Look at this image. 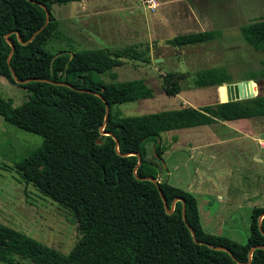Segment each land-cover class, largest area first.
<instances>
[{
	"label": "trees",
	"instance_id": "16d2710c",
	"mask_svg": "<svg viewBox=\"0 0 264 264\" xmlns=\"http://www.w3.org/2000/svg\"><path fill=\"white\" fill-rule=\"evenodd\" d=\"M32 1L43 4L49 18L27 41L45 20L44 9ZM76 1L80 0H0V76L30 98L39 96L49 102L48 109L42 110L26 100L13 106L0 96V116L5 122L41 138L17 162V171L40 194L67 209L77 230L73 245L61 253L0 222V262L13 263L17 256L30 264H264V206L250 209L244 240L207 232L200 223L195 196L167 182L160 157L164 132L264 117V94L124 115L118 105L150 97L152 91L143 79L117 80L113 68L126 59L147 62L148 49L139 50L137 45L46 49L58 37L51 6ZM238 28L247 44L264 52V17ZM219 34L217 29L189 32L167 43L197 44ZM17 35L27 42L19 43ZM6 38L13 44L11 52ZM260 68L258 76L264 77V58ZM11 72L16 80L29 81L16 83ZM101 74L109 80H101ZM246 79L256 76L242 80ZM165 82V94L179 92L176 80ZM193 82L196 87H217L232 81L224 68L207 67L195 72ZM104 101L108 104L105 121ZM135 153L140 157L138 164ZM142 177L158 182L170 212L164 209L156 185ZM179 198L196 241L181 218Z\"/></svg>",
	"mask_w": 264,
	"mask_h": 264
},
{
	"label": "rangeland",
	"instance_id": "374dc122",
	"mask_svg": "<svg viewBox=\"0 0 264 264\" xmlns=\"http://www.w3.org/2000/svg\"><path fill=\"white\" fill-rule=\"evenodd\" d=\"M119 1L101 0L99 4L104 6L102 10L105 13L101 17L84 20L79 18L78 8L71 7L70 3L53 4L50 12L57 23L58 37L51 39L45 48L54 51L69 45L77 50L71 42L75 36L72 29L79 25L73 20L75 18L82 21V26L99 30L93 33L97 43L94 47L137 45L141 50L147 45L146 40H142L146 34L142 32L148 30L142 21L143 15H150L151 12L138 0H124L133 9L130 14L125 7L127 5ZM200 1L201 6L224 17L219 36L208 42L182 46H173L161 38L157 46L152 44V48L148 49L147 62L126 59L122 65L113 68L117 80L143 79L152 91L150 97L118 105L124 115L158 112L186 105L200 107L218 102L219 97L225 100V86L217 90L214 86L194 85L195 72L207 67L224 68L232 81L230 83L256 76L252 80L251 91L255 95L264 94V77L258 76L264 52L247 44L238 28L241 24L264 17V0ZM136 4L138 7H135ZM96 19L99 22L95 23ZM235 22L238 25L233 26ZM127 27L137 32L132 35L136 34L135 38L141 42L133 41L126 34ZM175 29L167 34L173 37L180 33ZM98 77L103 81L109 80L106 74ZM167 79H174L179 84L177 94H165L163 86L168 84L165 82ZM0 96L10 99L13 106L26 100L42 110L49 107L46 99L34 95L30 98L24 89L2 76ZM232 123L218 122L164 132L161 134L163 150L160 157L166 169L164 175L167 182L195 196L202 227L207 232L225 234L240 241L248 234L250 209L264 206V148H260L258 143H264V117L244 119L238 126ZM40 142L39 135L14 127L0 116V222L66 253L76 240L74 218L67 209L40 194L17 171V162ZM150 146L151 142H148V155ZM13 257L10 264H30Z\"/></svg>",
	"mask_w": 264,
	"mask_h": 264
},
{
	"label": "crops",
	"instance_id": "0c3cea01",
	"mask_svg": "<svg viewBox=\"0 0 264 264\" xmlns=\"http://www.w3.org/2000/svg\"><path fill=\"white\" fill-rule=\"evenodd\" d=\"M100 1L101 0H80L76 2H70L69 5L71 7L78 8V11L80 12L79 18L83 17V20L85 18L94 19L101 17L100 15L105 13V10H102L104 6L102 4H99ZM158 1H160V4L158 6L157 3L155 11L151 12L150 15H143L142 21L148 27V30L142 32L146 34V36L142 40H146L145 42L147 45L145 46V48L147 49H151L152 44L153 46H157L156 44L160 41L159 39L161 38L163 39V41H167L168 39H170L171 37L167 33H172V28H176L175 31H180V33L178 34H184L189 32H198L214 29L220 30L221 26L224 25V21H222V18L224 17L222 15L219 16L218 13L211 12L212 10L209 8L201 6L200 0H157L156 2ZM119 2L121 4L127 5L125 6L126 9H128V12L130 14L132 13L133 9H131V6L128 5L127 1L120 0ZM138 2H140V5L143 6L140 0H138ZM135 7H138V4H136ZM73 20L75 22L78 21L79 25L76 24L75 29H72L75 34V39H71V42L73 43L72 47H76L75 49L77 50L86 48H96L94 47V45H97V43L94 42L93 33H98L99 30H94L92 29V27L85 25L82 26L83 24L81 25L80 23L82 22L81 20H76L75 18H73ZM74 21H72L73 24ZM94 21L96 23L98 20L96 19ZM228 24L229 23L227 22V25ZM233 24V26L238 25L237 22ZM83 27L90 28L91 30L85 29ZM80 29H85V31H81ZM135 32L136 31L131 27H127L126 29V34L130 35L133 41L141 42L139 38H135L137 32L134 36L132 35ZM160 60H162V58ZM243 120L244 119H236L229 121H220L219 123L228 124L230 122H235V125H240V122H243ZM235 130L237 131V129ZM258 143L260 148H264V143H261L260 141Z\"/></svg>",
	"mask_w": 264,
	"mask_h": 264
},
{
	"label": "water",
	"instance_id": "95a60500",
	"mask_svg": "<svg viewBox=\"0 0 264 264\" xmlns=\"http://www.w3.org/2000/svg\"><path fill=\"white\" fill-rule=\"evenodd\" d=\"M32 2H35V1H32ZM37 4H39L43 9H44V12H45V20L43 22V25L38 28L31 36L30 38L27 40H31L32 37L48 22V18H49V11L47 10V8L43 5V4H40L38 2H35ZM6 40L8 41L9 45H10V52L12 51L13 49V44L6 38ZM17 40L19 43H26V42H22L20 37L17 35ZM69 57H71V54H69ZM11 75L13 76L14 78V74L11 72ZM42 80H46V79H42ZM14 81L16 83H22V82H25V81H29V79H25V80H16L14 78ZM251 83H252V80L250 79H246V80H241V81H238V82H234V83H225V84H221V85H224L225 86V89H226V99L225 100H221V98L219 97L218 98V102H225V101H231V100H239V99H244V98H249V97H252L254 96L255 94L252 93L251 91ZM221 85H218L217 86V90L219 89L220 90V87ZM245 90V91H244ZM97 94V93H95ZM98 95V94H97ZM104 107H105V118H104V121L106 119V115H107V112H108V104L104 101ZM108 134V133H106ZM116 142V140H115ZM135 155L137 156V164L140 162V157L137 153H135ZM144 179H149L150 181H152L156 187H157V190H158V193L162 199V203H163V206H164V209L166 210V201L158 187V182L153 179L152 177H142ZM178 200H181L180 198ZM182 201V200H181ZM173 204V202H172ZM172 206V205H171ZM172 210V208L170 210H166L167 212H170ZM264 215V213L262 214ZM181 218L184 222V224L186 225V227L189 229V232H190V235L192 237V239L194 241H196L194 239V232L193 230L190 228L189 224L186 222L185 220V216H184V206H183V201H182V207H181ZM216 248H219V249H224L223 247H216ZM225 250V249H224ZM252 248L249 249V256H250V252H251ZM228 253L230 254V252L228 251Z\"/></svg>",
	"mask_w": 264,
	"mask_h": 264
},
{
	"label": "built area",
	"instance_id": "2783aa9c",
	"mask_svg": "<svg viewBox=\"0 0 264 264\" xmlns=\"http://www.w3.org/2000/svg\"><path fill=\"white\" fill-rule=\"evenodd\" d=\"M141 4L143 5V7L150 11L153 12L155 11L156 7H157V2L156 0H140Z\"/></svg>",
	"mask_w": 264,
	"mask_h": 264
},
{
	"label": "bare ground",
	"instance_id": "6f19581e",
	"mask_svg": "<svg viewBox=\"0 0 264 264\" xmlns=\"http://www.w3.org/2000/svg\"><path fill=\"white\" fill-rule=\"evenodd\" d=\"M224 92H225V97H226V89H225V87H224Z\"/></svg>",
	"mask_w": 264,
	"mask_h": 264
}]
</instances>
